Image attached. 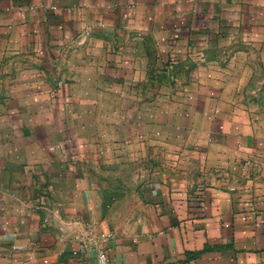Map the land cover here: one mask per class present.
Here are the masks:
<instances>
[{"label": "crops", "instance_id": "obj_1", "mask_svg": "<svg viewBox=\"0 0 264 264\" xmlns=\"http://www.w3.org/2000/svg\"><path fill=\"white\" fill-rule=\"evenodd\" d=\"M98 244L264 264V0H0V264Z\"/></svg>", "mask_w": 264, "mask_h": 264}, {"label": "built area", "instance_id": "obj_2", "mask_svg": "<svg viewBox=\"0 0 264 264\" xmlns=\"http://www.w3.org/2000/svg\"><path fill=\"white\" fill-rule=\"evenodd\" d=\"M88 30L83 32L84 35L88 34ZM111 234L108 232H100L98 234L99 243H104L110 238ZM96 264H111L109 257L107 256L106 250L103 245L98 244L94 248Z\"/></svg>", "mask_w": 264, "mask_h": 264}]
</instances>
